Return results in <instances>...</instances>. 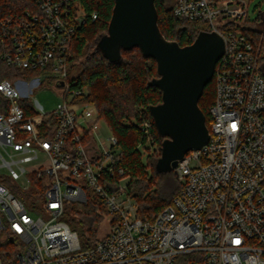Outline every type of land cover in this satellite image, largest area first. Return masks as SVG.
Masks as SVG:
<instances>
[{
    "label": "built area",
    "instance_id": "obj_1",
    "mask_svg": "<svg viewBox=\"0 0 264 264\" xmlns=\"http://www.w3.org/2000/svg\"><path fill=\"white\" fill-rule=\"evenodd\" d=\"M31 1L36 11L0 19V60L29 74L0 82L9 103L0 113V168L5 182L43 204L48 219L0 181V245L21 250L8 264H264V49L243 32L249 0H176L174 16L208 23L225 51L214 73L210 140L178 161L173 171L182 188L152 220L137 218L119 141L99 137L101 118L84 102L87 90L69 78L84 9L76 0ZM49 86L61 103L46 112L29 94ZM151 128L144 118L148 143ZM94 198L108 225L83 248L64 219L66 205Z\"/></svg>",
    "mask_w": 264,
    "mask_h": 264
},
{
    "label": "trees",
    "instance_id": "obj_2",
    "mask_svg": "<svg viewBox=\"0 0 264 264\" xmlns=\"http://www.w3.org/2000/svg\"><path fill=\"white\" fill-rule=\"evenodd\" d=\"M76 1L84 9L87 20L76 31L70 45V68L81 66L78 77L71 84L76 89L87 90L85 99L97 107L111 134L117 137L119 167L130 175L127 192L137 204V218L152 220L172 202L182 188L174 171L160 172L157 169L165 140L159 135L150 112L152 106L162 103L161 91L151 85L159 77L157 63L152 58L145 57L138 48L122 50L117 62L107 60L98 45L108 34L115 0ZM175 3L176 0H155L158 26L166 40L186 47L193 44L202 32H210V29H204V21H187L175 17ZM36 10L37 7L31 0H0V19L21 17L26 12ZM94 14H97L96 20L93 19ZM243 32L256 46L264 49V12L260 13L255 22L247 23ZM1 52L0 46V54ZM263 62L264 57L261 63ZM261 72L264 76L262 69ZM26 76L29 74L25 71L10 67L0 60V82L5 79L15 81ZM215 98L213 77L199 101V107L206 116L207 127L211 124L210 108ZM8 106L9 103L0 97V113L6 114ZM144 118L152 123L150 143L148 135L141 131ZM53 122V119H49L46 123ZM150 147L154 150L144 156L142 149L150 150ZM112 182H117V177ZM73 215L66 210L65 216L69 217L82 247L92 246L98 238V228L106 217V210L94 198L89 199L85 211L74 210Z\"/></svg>",
    "mask_w": 264,
    "mask_h": 264
},
{
    "label": "water",
    "instance_id": "obj_3",
    "mask_svg": "<svg viewBox=\"0 0 264 264\" xmlns=\"http://www.w3.org/2000/svg\"><path fill=\"white\" fill-rule=\"evenodd\" d=\"M134 48L157 63L159 77L151 85L161 91L162 103L150 112L165 138L157 169L173 171L188 152L202 149L210 140L199 101L213 80L225 42L216 32H202L193 44L181 47L162 35L155 0H115L108 34L98 49L107 60L117 62L122 50Z\"/></svg>",
    "mask_w": 264,
    "mask_h": 264
},
{
    "label": "rangeland",
    "instance_id": "obj_4",
    "mask_svg": "<svg viewBox=\"0 0 264 264\" xmlns=\"http://www.w3.org/2000/svg\"><path fill=\"white\" fill-rule=\"evenodd\" d=\"M249 3H250V6H249V14H248L247 21L248 23H253L257 20L260 13L264 12V0H249ZM203 27L204 29L208 30L209 29L208 23H205ZM261 69L262 71H264V62L261 63ZM80 71H81L80 65H76L70 68L69 70L70 81L76 79ZM29 96L31 99L38 100L40 104L44 107V110L46 112L53 111L61 103L60 94L52 86H49L47 88H43V87L37 88L33 91V93L29 94ZM84 102L90 106V110H93L98 118H101V115L97 107L92 102L87 101V99H85ZM97 126L101 132V135L99 136L100 138H106L111 135V130L107 122L104 119L101 118ZM153 147H150V150L142 149V153L144 154V156L151 154L152 151L154 150ZM1 164H2V161L0 159V165ZM6 173L7 171L5 168L3 167L0 168V181H2L3 183L5 182L3 177L6 175ZM5 183L9 185V188L12 191V193L17 195L22 201L25 202L26 207L31 211L33 215L42 214L45 219H48L45 209L43 208V204L36 203L33 199H31L29 197L30 192L24 191L19 184H15L11 182H5ZM66 208H67L66 210L71 214V216H74L73 215L74 210L77 212H83L86 210V206L79 201L73 202L71 206L66 205ZM65 221L70 223L71 228L74 230V227L72 223L70 222V219L68 216H65ZM107 225L108 223L105 217L103 218V220L101 221L99 225L98 237H100L106 232ZM20 251H21L20 249H18L15 245L11 244L10 242L8 244L6 242L2 243L0 245V264H8L10 260L14 258L15 254ZM6 255L7 257H5Z\"/></svg>",
    "mask_w": 264,
    "mask_h": 264
},
{
    "label": "crops",
    "instance_id": "obj_5",
    "mask_svg": "<svg viewBox=\"0 0 264 264\" xmlns=\"http://www.w3.org/2000/svg\"><path fill=\"white\" fill-rule=\"evenodd\" d=\"M22 93L25 94L26 90L24 88L21 89Z\"/></svg>",
    "mask_w": 264,
    "mask_h": 264
},
{
    "label": "snow or ice",
    "instance_id": "obj_6",
    "mask_svg": "<svg viewBox=\"0 0 264 264\" xmlns=\"http://www.w3.org/2000/svg\"><path fill=\"white\" fill-rule=\"evenodd\" d=\"M233 127H235V125H233Z\"/></svg>",
    "mask_w": 264,
    "mask_h": 264
}]
</instances>
